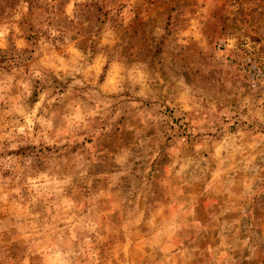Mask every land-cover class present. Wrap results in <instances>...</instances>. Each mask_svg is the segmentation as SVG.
<instances>
[{"label":"clouds","instance_id":"9594fccd","mask_svg":"<svg viewBox=\"0 0 264 264\" xmlns=\"http://www.w3.org/2000/svg\"><path fill=\"white\" fill-rule=\"evenodd\" d=\"M181 3L0 0V264H264V0Z\"/></svg>","mask_w":264,"mask_h":264},{"label":"rangeland","instance_id":"374dc122","mask_svg":"<svg viewBox=\"0 0 264 264\" xmlns=\"http://www.w3.org/2000/svg\"><path fill=\"white\" fill-rule=\"evenodd\" d=\"M166 4L165 12L168 16V22H172V12L182 11L185 7L181 3V0H175V3H168V0H164ZM163 4H158V7H163ZM213 15L215 17V22L211 24L212 32H224L230 30L234 25L235 21L232 20L226 14V8L224 5L215 4L213 7ZM164 15V13H161ZM177 21L179 17L176 18ZM125 39L128 41V48H133L139 46L142 53L145 55H151L157 57L163 51V40L159 43L156 42L155 37L150 35L147 25L137 24L132 28L130 32H127ZM237 224L242 227L241 238H248L254 236L253 239L259 243H264V200L259 198H254L246 209V215L241 219L237 220ZM229 224V228H231ZM248 255L247 251L243 253L240 257L241 264H249V262L244 258Z\"/></svg>","mask_w":264,"mask_h":264}]
</instances>
